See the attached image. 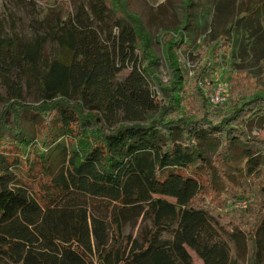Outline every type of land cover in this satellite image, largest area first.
Returning a JSON list of instances; mask_svg holds the SVG:
<instances>
[{"label": "trees", "instance_id": "obj_1", "mask_svg": "<svg viewBox=\"0 0 264 264\" xmlns=\"http://www.w3.org/2000/svg\"><path fill=\"white\" fill-rule=\"evenodd\" d=\"M85 2V15L73 19L67 11L63 17L70 19H62L55 30L54 38L75 59L44 68L42 99L25 102L21 85L14 83H9V97L0 95L5 101L0 111V264H192L190 250L204 264H230L226 244L215 240L213 223L236 235L241 220L249 222L250 264H256L264 180L250 201L233 193L223 165L241 148L250 173L264 172L256 156L264 153V131L250 135L247 130L252 119L264 118V96L246 95L227 111L195 88L197 117L188 118L177 113L182 95L175 94L188 87L187 74L174 66L168 89L174 93L163 107L147 88L149 43L125 1ZM262 2L253 0L252 13ZM9 44L0 20V54ZM42 45L31 50L34 67ZM115 58L122 69L134 61L122 82H114L122 70ZM71 88L80 94L77 104L69 98ZM91 100L94 104L85 109ZM135 102L158 109V117L113 129L104 112H131ZM25 115L40 125L35 138L25 132ZM200 137L220 145L212 160ZM58 156L64 167L55 173ZM233 198L248 203L230 220L225 209ZM139 208L151 221L141 240L125 234L123 226L126 212ZM165 233L172 237L164 239Z\"/></svg>", "mask_w": 264, "mask_h": 264}, {"label": "rangeland", "instance_id": "obj_2", "mask_svg": "<svg viewBox=\"0 0 264 264\" xmlns=\"http://www.w3.org/2000/svg\"><path fill=\"white\" fill-rule=\"evenodd\" d=\"M124 1L128 13L137 19L149 43L145 63V67L150 70V75L145 76L147 88L151 95L159 97L160 103H164L163 107L171 103L170 94L174 93L168 91L175 80L172 71L174 66L187 74L188 87L184 92L178 90L175 94L182 95L177 113L188 118L197 117L194 114L197 102L193 98L195 88L200 89L211 105H221L227 111L232 110L246 95L264 96V2L254 14L253 9H250L253 0L251 3L249 0ZM84 6L85 0H0L4 37L11 43L0 54V95L9 97L13 92L9 83H14V86L21 85L22 100L25 102L36 103L42 99L44 91L39 78L44 68L55 61L70 65L75 59L74 54L54 38L55 30L62 24V19L65 21L75 19L80 14L85 15ZM67 11L71 12L70 18L63 17ZM103 29L109 31L105 26ZM115 32H118L116 28ZM103 33L100 36L104 40L106 35ZM39 42L43 44L38 55L40 61L34 67L30 63V53ZM113 62L122 69L120 59L115 58ZM133 63L132 60L127 62V67L116 75L114 82H122L131 72ZM218 84L230 88L228 98L222 104H215L211 100ZM69 98L76 104L81 100L80 94L72 88ZM124 98L132 103L127 94ZM89 104L94 102L85 103V109ZM4 106L5 101L0 98V111ZM105 113L113 129L120 124L148 123L151 115L158 117V109L144 107L136 102L131 112L115 109L112 114ZM23 124L31 138L40 132V125L32 122L29 115L24 116ZM247 130L250 135L264 131V118L252 119L247 124ZM199 144L210 160L220 146L211 137H200ZM256 156L259 162L264 163V153ZM250 165L246 162L243 150L238 148L235 157L224 163L223 167L231 181L233 193L247 196L253 201L259 180H264V172L250 173ZM63 167L64 160L59 157L54 164V172L59 173ZM219 188L223 189L221 183ZM165 198L176 202L175 198ZM247 203L246 199L233 198L225 209L226 218L235 219ZM213 225L216 229L215 240L224 241L229 250L230 264H250L251 252L247 241L249 222L241 220L239 225L242 231L236 235H230ZM123 226L125 234L141 240L142 232L151 226V221L143 209H131L124 215ZM171 237L168 233L163 235L164 239ZM257 238L260 254L255 262L264 264V223L258 230ZM190 253L192 264H204L193 250Z\"/></svg>", "mask_w": 264, "mask_h": 264}, {"label": "built area", "instance_id": "obj_3", "mask_svg": "<svg viewBox=\"0 0 264 264\" xmlns=\"http://www.w3.org/2000/svg\"><path fill=\"white\" fill-rule=\"evenodd\" d=\"M228 95H229V86L218 84L215 86L211 100L215 104H222L227 100Z\"/></svg>", "mask_w": 264, "mask_h": 264}]
</instances>
